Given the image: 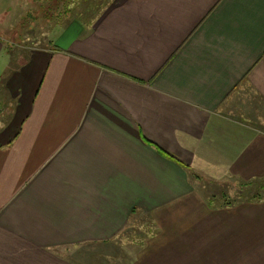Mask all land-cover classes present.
Wrapping results in <instances>:
<instances>
[{
	"label": "crops",
	"instance_id": "crops-1",
	"mask_svg": "<svg viewBox=\"0 0 264 264\" xmlns=\"http://www.w3.org/2000/svg\"><path fill=\"white\" fill-rule=\"evenodd\" d=\"M103 1L0 33V264H264V0Z\"/></svg>",
	"mask_w": 264,
	"mask_h": 264
},
{
	"label": "rangeland",
	"instance_id": "rangeland-1",
	"mask_svg": "<svg viewBox=\"0 0 264 264\" xmlns=\"http://www.w3.org/2000/svg\"><path fill=\"white\" fill-rule=\"evenodd\" d=\"M15 2L18 3L17 0H0V33L2 32V29L10 26L12 33L8 32L6 34H11L8 39L11 40L12 45L15 43V41H17L16 46L29 45L34 47H47L49 45V36L52 33L53 28L57 25H66L70 19L75 16L81 17V14L85 11V6H87L86 0H23L22 9L24 8L29 14L27 15V20L19 21L18 9L21 7ZM25 2L27 3L26 5L24 4ZM98 4L99 6H92V9L99 11V13H101L102 7L108 5L104 1L100 5V0H98ZM8 7H10V14L9 16H6L7 18L4 20L3 13L6 11V9H8ZM94 15L95 12L93 11L90 13V17L88 15L86 16L88 17V22ZM17 30L20 31L21 35L17 34ZM19 53L20 50L15 47L12 51L13 63L15 56H17ZM217 181L204 179L203 185L209 190L216 189V192H218V190H222L223 188L229 191V188H227L226 185L228 182ZM238 185L239 184L237 183L231 182V188H234L233 192H236L235 186ZM144 217L147 216L143 215V218ZM145 220L148 219L145 218ZM148 228V225H145L142 229L146 233ZM133 229H130V227L127 228L120 239H124L127 234L130 235L132 231H135ZM143 235L145 234H141L142 238ZM128 244L129 241L125 243L121 242L116 245H109L108 248L100 247L98 244H85L80 248L73 247L68 249V253L72 254V256H75L76 258L78 257L76 253H80L81 255L85 254L86 256L84 257L86 259H88V256L91 257V264H130L137 247ZM94 248L95 251H91ZM88 252H90V255H88ZM92 257L95 258L92 259Z\"/></svg>",
	"mask_w": 264,
	"mask_h": 264
}]
</instances>
